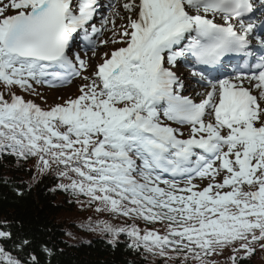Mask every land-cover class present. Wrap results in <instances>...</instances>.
<instances>
[{"label":"snow or ice","instance_id":"obj_1","mask_svg":"<svg viewBox=\"0 0 264 264\" xmlns=\"http://www.w3.org/2000/svg\"><path fill=\"white\" fill-rule=\"evenodd\" d=\"M0 86V159L122 219L86 225L108 244L153 264L264 250V0H0ZM62 252L0 220V264Z\"/></svg>","mask_w":264,"mask_h":264},{"label":"trees","instance_id":"obj_2","mask_svg":"<svg viewBox=\"0 0 264 264\" xmlns=\"http://www.w3.org/2000/svg\"><path fill=\"white\" fill-rule=\"evenodd\" d=\"M33 164L34 161L29 160L21 170H16L14 158L0 159V177L11 182L7 186L0 182V220L22 222L24 230L39 239L51 236L58 242V247L63 249L53 264H153L151 257L142 259L130 252L125 247V237H121L120 244L113 247L107 243L108 237L104 233L89 230L86 225L90 222L95 225L98 220H106L112 224H121L123 220L114 219L106 213L98 214L86 206L81 209L68 193L51 191L57 183L51 177H45L39 184L33 183L27 171ZM29 184L32 185L30 188ZM13 185L21 186L25 194L17 196ZM140 226L144 227L142 223ZM218 259L223 264L224 257ZM243 264H264V250H260L257 245L255 253Z\"/></svg>","mask_w":264,"mask_h":264},{"label":"rangeland","instance_id":"obj_3","mask_svg":"<svg viewBox=\"0 0 264 264\" xmlns=\"http://www.w3.org/2000/svg\"><path fill=\"white\" fill-rule=\"evenodd\" d=\"M105 3H107V0H104ZM11 14V13H9ZM120 21H117L119 23ZM83 55V52L81 53ZM90 55V53H89ZM180 71L184 72L185 75H187V68L185 66H181ZM82 83V81L76 79L71 84L65 85L63 87H57L55 89L48 88V87H41L39 88V91L43 93L47 103L45 104L39 97L34 99V101L37 104H40L41 106L46 105H52L54 103L60 102L57 100V97L63 96L64 98H67L69 96H75L78 94L77 88L79 84ZM192 87L197 88V90H200L197 85L193 82ZM187 94V93H186Z\"/></svg>","mask_w":264,"mask_h":264}]
</instances>
